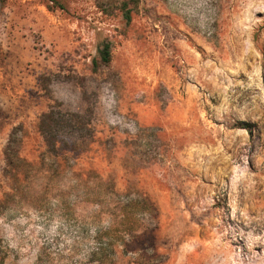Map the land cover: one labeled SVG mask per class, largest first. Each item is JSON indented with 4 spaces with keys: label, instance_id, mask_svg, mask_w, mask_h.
I'll list each match as a JSON object with an SVG mask.
<instances>
[{
    "label": "rangeland",
    "instance_id": "374dc122",
    "mask_svg": "<svg viewBox=\"0 0 264 264\" xmlns=\"http://www.w3.org/2000/svg\"><path fill=\"white\" fill-rule=\"evenodd\" d=\"M48 5L0 0V264H264V0Z\"/></svg>",
    "mask_w": 264,
    "mask_h": 264
},
{
    "label": "trees",
    "instance_id": "16d2710c",
    "mask_svg": "<svg viewBox=\"0 0 264 264\" xmlns=\"http://www.w3.org/2000/svg\"><path fill=\"white\" fill-rule=\"evenodd\" d=\"M62 1L63 0H47L49 4L48 8L62 9ZM122 5L126 6L127 3H122ZM126 18L129 19V17ZM99 61L103 65L110 63V45L108 43L103 44L99 52ZM94 65H97L96 61H94ZM90 115L91 112L89 110H86L84 114H72L54 110L52 107H50L47 112L41 114L38 122V132L43 138L47 150L52 154H56L59 150H67L69 152L76 150V142L73 140L69 141V143L62 141L59 131L75 130L77 127H81V130L86 128V118ZM5 155L8 156L7 152H5Z\"/></svg>",
    "mask_w": 264,
    "mask_h": 264
}]
</instances>
